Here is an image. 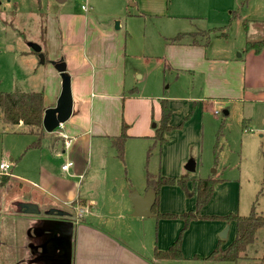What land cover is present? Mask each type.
<instances>
[{"label": "rangeland", "instance_id": "374dc122", "mask_svg": "<svg viewBox=\"0 0 264 264\" xmlns=\"http://www.w3.org/2000/svg\"><path fill=\"white\" fill-rule=\"evenodd\" d=\"M0 2V92L49 89L57 61L47 54L46 47L43 53L47 61L42 64L31 45L51 47L56 43L57 18L62 14L89 12L100 28L110 26L116 35L122 36L126 78L128 83H133L131 89L137 88L141 95L155 101L164 99L170 103V124L174 129L166 134L164 144H155L152 139L140 141L143 147L131 148L123 160L116 156L115 149L106 148L103 159L108 166L98 171L92 185L89 184L91 171L86 176L82 195L86 192L95 201L94 205L89 202L94 215L84 213L87 223L144 240V227H151L152 223L156 229V221H142L133 217V212L120 210H124L122 201L130 202V190L146 194L147 173L156 179L161 173H164L162 177L176 179L187 176V191L178 185L162 188L163 212L182 215L195 211L196 182L214 177L218 181L211 200L201 208L202 215L249 216L254 206L258 215H264V61L257 59L249 63L251 52H245L248 35L252 41L264 38V0H137L138 7L132 0ZM161 7L167 11L163 17L139 16L144 11H160ZM230 12H238L239 18L232 20L234 15ZM246 20L249 34L244 27ZM117 21L122 27L118 31L115 30ZM180 33L191 34L186 35L182 46L192 43L193 39L203 45L202 57L187 54L179 45L170 44L169 39ZM209 65H215V75L208 69ZM245 66L250 77L247 70L245 83L249 80L239 92L237 79L243 77ZM220 75L232 84L229 93L219 94L221 87H213L212 78ZM252 80L257 86H253ZM131 89L125 90L124 96H129ZM222 96L226 97L213 99ZM155 123L152 122V127ZM180 125L182 127L178 128ZM13 131L21 129L9 127L0 118V160L3 151L18 148L19 137L5 134ZM49 134L52 133L45 131L42 138L43 160L54 164L56 158L49 148ZM133 142L130 141L129 146ZM180 161L183 162L181 172L173 176ZM192 161L195 163L193 172L187 170ZM22 168L26 169L25 165L22 164ZM28 170L32 171V167ZM15 184L0 185V264L19 262L16 238L22 235L26 215L19 214L13 203L24 200L29 194L28 190L20 193V186ZM121 213H125L123 218L119 217ZM162 220L184 224L180 233L185 227L181 218ZM206 222L209 224L194 227L192 232L209 235L213 229L225 226L219 231L218 239H223L225 246L234 240V224L228 225L223 220ZM235 264H264V229L258 231L255 241Z\"/></svg>", "mask_w": 264, "mask_h": 264}, {"label": "crops", "instance_id": "0c3cea01", "mask_svg": "<svg viewBox=\"0 0 264 264\" xmlns=\"http://www.w3.org/2000/svg\"><path fill=\"white\" fill-rule=\"evenodd\" d=\"M131 3L138 7L137 0H132ZM161 10H154L155 12L144 11L145 13L141 11L142 14L140 13L139 16L163 17L167 14V11ZM93 17L89 12L84 15L62 14L56 20V43L52 44L51 47H48L47 44L44 47L41 46L42 53L43 49L47 47L45 50L53 61L59 62L63 59L71 76L74 101L73 115L68 123L63 125V129L57 131L58 133L55 131L49 134L51 136L48 140L49 148L54 153L57 164H55V161L52 164L45 159L43 160L42 146L40 148H29L37 140V137L27 134L28 131L23 124L15 126L19 127L21 131L5 133L6 135L11 134L19 137V140H17L18 148L3 151L0 164L2 162L12 164V168L17 170V173L14 174V170L11 168L12 172L6 176L7 178H4L5 176L0 177V185L14 182L20 186V193L24 194L28 190L27 193L29 194L24 200L18 199L13 203L19 214L26 215L23 220L25 223L21 230L22 235L18 240L16 238L15 247L19 251L18 264H35L33 263L35 256L31 253L30 245L34 240L40 241L41 239L40 230L37 231L39 236L34 235V228L40 225L41 220L63 219L57 214L48 215V217L42 219L38 215L29 214L21 206L28 203L38 205L39 209L43 208V210L40 209L41 214L44 211L50 212L53 209L71 214V220L74 222L72 264H233L226 262L213 263L195 259V256H208L215 249L218 242L223 240L218 239V233L225 226L213 229L209 235H199L196 231L195 233L192 232L194 227L197 229L203 226V223L209 224L206 220L193 221L189 225V231L183 234L182 253L184 259L179 261L156 260L154 253L155 250L165 251L169 249L179 237L184 224H171L162 219L161 221L155 214L151 217H136L132 214L133 217L142 219V221L154 219L158 224L156 229L153 228L152 223L151 227H144L146 230V234L143 233L145 235L144 240L138 241L136 237L125 236L113 229L109 231L107 228L96 227L92 223H87L85 215L86 213L94 215L91 207L95 204V201L86 192L82 195V187L86 176L91 171L89 184L92 185L94 184L92 180L98 175V171L108 166L104 163V150L106 148L107 150L108 148L114 149L112 140L121 135L123 124L128 126L125 156L129 155L131 148L137 145L140 148L143 147L142 144H139L140 141H150L155 133L152 122L159 123L162 118L160 102L163 100L155 101L151 97L141 95L137 88L131 89L133 83H128L126 78V54L122 36L116 35L110 26L100 28L101 25H97ZM249 32L250 27L247 34ZM248 36L250 38L248 40L252 41L250 35ZM190 43L183 44L185 46L179 45V49L187 54L195 53L202 57L203 45L191 47ZM32 52L36 53L33 50ZM250 55L252 59L248 60L249 63L257 59L260 62L264 61V51L260 55H255L253 52ZM208 67L215 75L217 72L215 65H209ZM243 70V77L237 79L239 92H242L249 80L245 83L244 77L248 70L247 66ZM248 77H250L249 70ZM52 79L53 82L49 89L26 90L23 92L43 91L45 108L55 107L62 90V79L57 70ZM211 83L214 88L221 87L219 88V94L229 93L232 88L230 81L224 79L221 75L214 76ZM252 84L257 86L253 80ZM128 88L131 89L129 96H124L125 90H128ZM223 97L226 96L213 97V99H223ZM0 118L3 121L1 112ZM46 136L48 135L45 134ZM62 136H66L71 140V145L68 148L65 147V139ZM130 141L135 142L129 146ZM68 161L73 162L74 165L68 171H63L62 166ZM182 163L180 161L179 169L173 176H177L181 172ZM22 164L25 165L26 169L22 168ZM30 167H32V171L28 170ZM33 170L35 171L33 172ZM161 174L164 175V173ZM168 174L172 175L173 173ZM26 176H33L34 178ZM146 190L148 189L146 188ZM130 193L133 194L134 191L130 190ZM162 194L159 196V212L171 213L161 211V207L164 205V199L161 201ZM145 195V193L140 194L142 197H145ZM123 199H125V192ZM89 202L92 205H89ZM121 207L124 210H120V212L129 210L130 214L131 212L134 213L135 208L131 197L130 202L127 200L122 201ZM119 215L123 218L125 213ZM199 221L203 222L200 223ZM140 223L145 224L146 222ZM111 231L114 233L111 234ZM28 232H31V234H28ZM228 246L223 244V248Z\"/></svg>", "mask_w": 264, "mask_h": 264}, {"label": "trees", "instance_id": "16d2710c", "mask_svg": "<svg viewBox=\"0 0 264 264\" xmlns=\"http://www.w3.org/2000/svg\"><path fill=\"white\" fill-rule=\"evenodd\" d=\"M234 19L239 17L238 12H233ZM246 32L249 30V21L244 22ZM178 34L176 37L169 39L170 44L181 45L183 39L191 34ZM199 43L193 39L190 46H198ZM206 46V45H205ZM264 51V38L258 41L247 40L245 45V52H253L255 55H260ZM162 118L156 124L155 133L152 141L155 144H164L166 141V134L174 127L171 126L172 110L168 100H161ZM44 93L43 91L34 92H0V112L5 124L15 127L23 124L27 129V134L37 137V140L29 146V148H40L42 146V138L44 137L43 118L45 114ZM182 125L178 126V128ZM128 126L123 124L122 132L119 137L112 140L113 148L116 150L117 157L124 159L125 146L128 139ZM149 149V156H150ZM4 178H7L6 176ZM218 180L214 177L207 179H200L196 182L197 190V204L195 211H190L182 215L165 214L159 212V196L160 191L165 186L178 185L183 190L187 191L188 182L187 176H182L179 179L162 177L154 178L150 173H147L146 184L147 189L153 188L156 191L157 198L153 208V213L158 219H175L181 218L185 222V227L180 233L179 237L165 251L155 250L154 257L156 260L179 261L184 259L182 253V238L186 229L193 221L198 220H223L228 225L232 223L236 226L235 240L226 248H223L224 240H220L215 249L206 257L195 256V259L209 261L213 263H237L246 251L247 247L255 241L256 234L259 230L264 229V215H258L255 212V206L249 216H241L238 214H229L227 216H207L201 214V208L206 205L212 198L214 186Z\"/></svg>", "mask_w": 264, "mask_h": 264}, {"label": "water", "instance_id": "95a60500", "mask_svg": "<svg viewBox=\"0 0 264 264\" xmlns=\"http://www.w3.org/2000/svg\"><path fill=\"white\" fill-rule=\"evenodd\" d=\"M1 5V2H0ZM121 29V22H115V30ZM32 50L39 54L42 64L45 63V56L42 54V47L37 44L31 45ZM55 69L60 73L62 79V90L55 107L47 108L43 118V127L47 133H54L62 125L66 124L73 115L74 101L71 85V76L67 71V64L63 59L54 63ZM156 127V124L153 126ZM188 171L195 170V163L192 161L187 166ZM131 200L134 204V213L136 217H151L155 205L157 194L153 188L147 190L145 197L137 192L131 194ZM25 211L32 215H40L41 211L38 205L22 204ZM48 215L57 214L61 219H43L40 225L34 228V235L40 230V241L34 240L30 245L31 253L35 256V264H72L73 240H74V222L71 220L70 213L53 209ZM69 218V219H66ZM31 234V232H28ZM225 238V236L223 237Z\"/></svg>", "mask_w": 264, "mask_h": 264}, {"label": "built area", "instance_id": "2783aa9c", "mask_svg": "<svg viewBox=\"0 0 264 264\" xmlns=\"http://www.w3.org/2000/svg\"><path fill=\"white\" fill-rule=\"evenodd\" d=\"M63 129V125L59 128V130ZM61 135V133H59ZM65 139V147L68 148L71 145V140L66 137V136H62ZM73 162L68 161L66 164H64L62 166V170L63 171H68L72 166H73ZM12 168V164L8 163V162H2L0 164V176H7L9 174V171Z\"/></svg>", "mask_w": 264, "mask_h": 264}, {"label": "flooded vegetation", "instance_id": "af4514ba", "mask_svg": "<svg viewBox=\"0 0 264 264\" xmlns=\"http://www.w3.org/2000/svg\"><path fill=\"white\" fill-rule=\"evenodd\" d=\"M48 212H46V211H44L42 214L40 213V215H38V216H40L41 217V219L42 218H46V217H48V214H47ZM43 220V219H42Z\"/></svg>", "mask_w": 264, "mask_h": 264}]
</instances>
